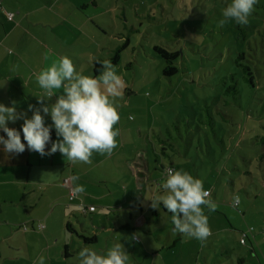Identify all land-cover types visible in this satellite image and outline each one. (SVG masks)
<instances>
[{"label": "rangeland", "instance_id": "obj_1", "mask_svg": "<svg viewBox=\"0 0 264 264\" xmlns=\"http://www.w3.org/2000/svg\"><path fill=\"white\" fill-rule=\"evenodd\" d=\"M230 2L101 0L110 11L102 14L109 35H102L100 58L111 62L121 49L115 66L125 89L116 98L121 119L111 154L94 152L75 167L65 163L77 174L85 171L79 194L97 207L93 215L83 205L74 209L76 231L98 237L88 247L106 252L121 240L129 264H264V0L245 25L223 17ZM155 47L180 52L177 74L164 75L167 62ZM242 52L255 86L236 64ZM232 75L239 94L228 91ZM144 160L150 170L140 190L131 167ZM171 166L200 178L217 205L214 211L202 206L211 230L203 241L175 232L171 213L159 202L153 206L166 193ZM128 224L130 230L121 228ZM68 236L78 248L71 264H79L77 244L84 239Z\"/></svg>", "mask_w": 264, "mask_h": 264}, {"label": "crops", "instance_id": "obj_2", "mask_svg": "<svg viewBox=\"0 0 264 264\" xmlns=\"http://www.w3.org/2000/svg\"><path fill=\"white\" fill-rule=\"evenodd\" d=\"M0 3L3 6L0 10V103L7 107L15 104L18 116L26 113L30 118L29 105H51L63 94L61 88L53 97H46L45 90L36 81V75L53 61L68 56L81 74L92 76L94 64L103 63L102 35L109 33L104 31L102 16L110 9L103 8L101 0H0ZM10 12L14 13L12 20L7 15ZM48 50L52 54L45 59ZM38 97L45 99L41 102ZM23 122V119L9 121L8 126L22 133ZM45 122L52 123L50 115L45 116ZM0 135L7 138L2 131ZM51 136L53 141L57 140L54 128ZM50 147L51 143L46 151ZM63 158L59 151L41 156L27 147L23 153H7L0 145V264H33L40 256L46 258L45 264H71L78 248L70 247L68 234L84 237L72 223V218L79 214L74 209L95 204L89 198L82 199L79 193L70 201L71 189L84 180L85 171L77 174L74 167L78 164L70 160L75 163L74 167L65 168L67 160L62 161ZM139 166L131 169L140 190H144L150 167L146 160ZM73 176L78 179L72 180ZM140 176H145L143 184ZM108 194L111 191L98 198ZM124 227L130 230L131 224L121 228ZM89 244L92 243L79 241L77 245L82 248Z\"/></svg>", "mask_w": 264, "mask_h": 264}, {"label": "clouds", "instance_id": "obj_3", "mask_svg": "<svg viewBox=\"0 0 264 264\" xmlns=\"http://www.w3.org/2000/svg\"><path fill=\"white\" fill-rule=\"evenodd\" d=\"M257 0H231L224 8L225 20L232 19L236 23H248ZM224 20L221 21L223 23ZM51 50L45 53V59L51 55ZM99 74L83 75L75 67L73 60L62 56L53 61L36 75L40 88L45 90L46 97H53L61 88L63 94L58 96L51 105L41 103L40 107L29 105L32 115H17L16 105L11 107L0 103V145L7 153H23L28 150L38 152L41 156L51 155L59 151L66 160L73 162H90L93 153L110 155L117 145L119 129L114 127L121 119L118 97H122L125 81L118 74L116 66L110 61H103ZM37 97V96H36ZM42 102L45 97H38ZM43 113V114H42ZM50 115L52 123L46 124L45 116ZM134 118V117H130ZM23 119L21 130L11 128L8 122ZM55 129L57 140H52V130ZM26 141V143L24 142ZM50 149L46 151L47 145ZM163 188L166 193L156 200H151L153 206L162 203L171 213L174 231L197 240H205L210 234L208 216L203 207L214 211L216 203L209 199V190L205 189L203 181L190 172L180 169H168ZM72 180L78 179L73 176ZM84 186L77 184L73 192L82 193ZM240 202L239 195H234L233 205ZM133 235L130 239H136ZM79 264H129V253L121 240L114 242L106 252H98L92 247H82L78 252ZM46 258L40 256L38 262L45 264Z\"/></svg>", "mask_w": 264, "mask_h": 264}, {"label": "trees", "instance_id": "obj_4", "mask_svg": "<svg viewBox=\"0 0 264 264\" xmlns=\"http://www.w3.org/2000/svg\"><path fill=\"white\" fill-rule=\"evenodd\" d=\"M155 51L157 52V54L161 55V57L167 62V66L164 69V75L168 76V77H171V76L177 74V72L179 71V68L176 67V65H175V59L180 56V52H178V51L177 52H170V51H168V50H166L164 48H161V47H155ZM120 52H121V49L118 50L115 55L113 54L114 56H112V58H111V63L113 65H117L118 64L119 57H120V55H119ZM245 59H246L245 52L239 53L238 58L236 60V64H237L238 67L241 68V70L243 72L244 80L247 83H250L251 85L255 86L254 73L252 71L251 66L248 63L246 64L244 62H241V61H243ZM101 66H102V63H100V62H96L94 64L93 72H94L95 76L99 74L98 69H100ZM231 79L234 80L235 83L232 84L228 88V91L232 90V92L234 94H236V93L239 94V88H238V85H237V80L235 79L234 75L231 76ZM157 161H160V157L158 155H157ZM169 169H174V167L171 166V167H169ZM139 179H140L141 183L143 184L145 176H140ZM160 205L163 206L162 203H160ZM151 213L152 214H156L157 217L159 216V210L157 208L154 209V208L151 207ZM72 227L73 226L70 224L69 225V229L71 230ZM83 239H84L85 243H93V242L97 241V237L96 236H94L92 238L83 237Z\"/></svg>", "mask_w": 264, "mask_h": 264}, {"label": "built area", "instance_id": "obj_5", "mask_svg": "<svg viewBox=\"0 0 264 264\" xmlns=\"http://www.w3.org/2000/svg\"><path fill=\"white\" fill-rule=\"evenodd\" d=\"M3 8V6H2V4L0 3V10ZM8 15V18L10 19V20H12L13 19V17H14V13H12V12H10V13H8L7 14ZM211 195V192L209 191V196ZM77 193H74L73 192V189H71V193H70V201H74L76 198H77ZM239 205V204H238ZM238 205H235V206H238ZM96 211V207L95 206H90V207H87L86 209H85V213H93V212H95ZM264 231V230H263ZM242 242L243 243H245V241H244V239L242 240Z\"/></svg>", "mask_w": 264, "mask_h": 264}]
</instances>
